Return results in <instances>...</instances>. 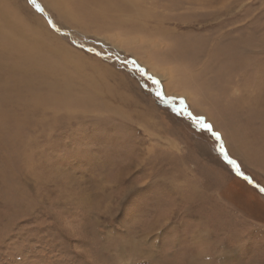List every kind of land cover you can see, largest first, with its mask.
I'll return each instance as SVG.
<instances>
[{"label":"rangeland","instance_id":"obj_1","mask_svg":"<svg viewBox=\"0 0 264 264\" xmlns=\"http://www.w3.org/2000/svg\"><path fill=\"white\" fill-rule=\"evenodd\" d=\"M106 1L0 0V264H264V0Z\"/></svg>","mask_w":264,"mask_h":264},{"label":"bare ground","instance_id":"obj_2","mask_svg":"<svg viewBox=\"0 0 264 264\" xmlns=\"http://www.w3.org/2000/svg\"><path fill=\"white\" fill-rule=\"evenodd\" d=\"M56 1H57V0H56ZM66 1H67V0H66ZM71 1H72V0H71ZM81 1L84 2L85 0H81ZM90 1H91V0H90ZM94 1H95V0H94ZM59 2H60V0H59ZM63 2H65V1H63ZM68 2H70V1H68ZM99 2H100V0H99ZM101 2H102V5H103V6H108V1L105 2V0H101ZM50 3H51V0H50ZM81 3H82V2H81ZM81 3H80V4H81ZM72 4H73V3H72ZM88 5H90V4H88ZM91 6H92V5H91ZM61 7H62V6H61ZM93 8H94V7H93ZM109 8H110V7H109ZM95 9H96V8H95ZM100 9H101V8H100ZM125 9H126V8H125ZM63 10H64V8H63ZM89 10H90V9H89ZM98 10H99V9H98ZM101 10H102V9H101ZM61 11H62V10H61ZM80 11H81V10H80ZM101 12H102V11H101ZM89 14H90V13H89ZM96 14H98V13L96 12ZM108 14H109V13H108ZM103 15H104V14H102L101 17H104ZM106 15H107V14H106ZM106 15H105V16H106ZM93 16H95V14H94ZM106 17H107V16H106ZM107 19H108V17H107ZM111 19H112V18H111ZM111 19H110V20H111ZM96 20H97V19H96ZM100 20H101V19H100ZM103 20H104V19H103ZM97 21H98V20H97ZM122 23H123V22H120V24H122ZM123 25H124V24H123ZM8 41H11V40H8ZM6 42H7V41H6ZM12 44H13V43H12ZM17 45H18V44H17ZM6 46H7V45H6ZM19 62H20V61H19ZM24 63H25V62H24ZM9 64H10V63H9ZM35 67H36V66H35ZM11 68H13V67H11ZM19 68H20V67H19ZM23 68H24V67H23ZM33 68H34V67H33ZM21 69H22V68H21ZM35 69H36V68H35ZM23 70L25 71V69H23ZM6 71H7V70H6ZM8 71H9V69H8ZM11 71H12V70H11ZM20 72H21V70H20ZM25 72H26V71H25ZM30 72H31V71H30ZM23 73H24V72H23ZM26 73H27V72H26ZM26 73H25V74H26ZM28 73H29V72H28ZM61 73H62V72H61ZM37 74H38V73H37ZM41 74H42V73H41ZM63 74H64V73H63ZM66 74H67V73H66ZM42 75H43V74H42ZM58 75H59V73H58ZM50 76H52V75H50ZM44 77H45V76H44ZM63 77H64V76H63ZM16 78H17V77H16ZM21 78H22V77H21ZM65 80H66V79H65ZM42 81H44V80H42ZM46 82H47V81H46ZM52 82H53V81H52ZM57 82H58V81H57ZM20 83H21V82H20ZM57 84H58V83H57ZM45 85H46V84H45ZM67 85H68V84H67ZM73 85H74V84H73ZM1 86H2V85H0V87H1ZM55 86H56V85H55ZM8 87H9V86H8ZM10 87H11V86H10ZM10 87H9V88H10ZM46 87H51V86H47V85H46ZM71 87H72V86H71ZM56 88H57V87H56ZM66 88H70V87H66ZM1 89H2V88H1ZM46 89H47V88H46ZM10 90H11V89H10ZM10 90H9V91H10ZM65 90H66V89H65ZM68 90H69V89H68ZM68 90H67V91H68ZM24 92H25V91H24ZM51 92H52V91H51ZM51 92H50V93H51ZM54 92H55V91H54ZM57 92L59 93V91H57ZM65 92H66V91H65ZM11 93H12V91H11ZM21 93H22V92H21ZM66 93H67V92H66ZM6 94H7V92H6ZM9 94H10V93H9ZM19 94H20V91H19ZM29 94H30V93H29ZM53 94H54V93H53ZM30 95H32V94H30ZM51 95H52V94H51ZM59 95H60V94H59ZM64 95H66V94H64ZM23 96H24V95H23ZM47 96H48V95H47ZM52 96H53V95H52ZM36 97H37V96H36ZM40 97H41V96H40ZM54 97H55V96H54ZM65 97H66V96H65ZM68 97H70V96H68ZM72 97H73V96H72ZM55 98H56V97H55ZM36 99H37V98H36ZM36 99H35V100H36ZM40 99H41V98H40ZM40 99H38V100H40ZM46 99H47V98H46ZM49 99L51 100L52 98H49ZM57 99H58V98H57ZM60 99H61V98H60ZM64 99H67V98H64ZM64 99H63V100H64ZM69 99H70V98H69ZM35 100H32V101H35ZM53 100H54V99H53ZM55 100H56V99H55ZM44 101H45V100H44ZM75 101H76V100H75ZM35 102H36V101H35ZM42 102H43V101H42ZM64 102H65V101H64ZM50 103H51V102H50ZM66 103H67V101H66ZM59 104H60V103H59ZM57 105H58V104H57ZM40 106H41V105H40ZM63 107H64V106H63Z\"/></svg>","mask_w":264,"mask_h":264},{"label":"snow or ice","instance_id":"obj_3","mask_svg":"<svg viewBox=\"0 0 264 264\" xmlns=\"http://www.w3.org/2000/svg\"><path fill=\"white\" fill-rule=\"evenodd\" d=\"M28 3H30V4H34L35 3V0H28ZM52 22V24H53V21H51ZM159 82V81H158ZM199 117V116H198ZM210 124V123H209ZM211 125V128H212V131L213 132H217V131H215L214 130V126L212 125V124H210ZM193 126H194V124H193ZM195 128H197L196 126H194ZM198 129V128H197ZM199 131L200 132H202V133H204V132H206V133H209L208 132V130L206 129V128H199ZM210 134V133H209ZM210 136L214 139V141L216 142V143H218V141L216 140V138L214 137V136H212L211 134H210ZM220 140L222 141V136L220 135ZM224 149H225V152L227 153V155H228V152H227V148H226V146H225V144H224ZM219 155H221V153L219 152ZM222 156V155H221ZM232 160H235V159H232ZM236 161V160H235ZM236 163L238 164V162L236 161ZM260 191L261 192H264V188H261L260 189Z\"/></svg>","mask_w":264,"mask_h":264}]
</instances>
